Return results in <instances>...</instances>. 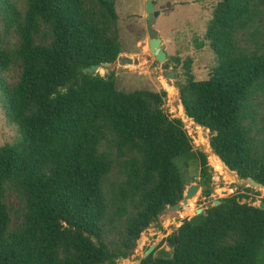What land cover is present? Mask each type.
I'll use <instances>...</instances> for the list:
<instances>
[{
  "label": "trees",
  "instance_id": "1",
  "mask_svg": "<svg viewBox=\"0 0 264 264\" xmlns=\"http://www.w3.org/2000/svg\"><path fill=\"white\" fill-rule=\"evenodd\" d=\"M115 3L0 0V109L19 133L0 146V264H117L181 200L179 160L212 192L207 156L164 110V90L125 92L113 72L83 71L123 50ZM205 39L215 64L201 80L184 71V114L209 130L218 161L264 185V0L219 1ZM239 197L139 264H264V209Z\"/></svg>",
  "mask_w": 264,
  "mask_h": 264
},
{
  "label": "rangeland",
  "instance_id": "2",
  "mask_svg": "<svg viewBox=\"0 0 264 264\" xmlns=\"http://www.w3.org/2000/svg\"><path fill=\"white\" fill-rule=\"evenodd\" d=\"M18 1L22 7L24 0ZM219 1L221 0H153L155 9L160 11L154 20L153 28L162 39L167 63L176 73L172 85H168L166 78L161 75L160 63L148 47L146 0H116L118 35L123 48L120 54L142 58V61L137 65H120L116 63L111 66H101L98 70V73L102 76L113 72L116 88L125 92L135 89L164 90L166 92L163 104L164 110L171 117L181 118L195 149H199L200 140L204 138L202 127L198 128L199 126L193 123L192 119L187 120L185 117L181 101H178L180 95L176 84L185 82V70H189L196 80H201L207 76L209 70L214 66L216 56L213 50L208 47L205 31L212 17L214 7ZM147 55H150V59H146ZM184 65H187L188 68L186 69ZM14 81V77L8 79L9 83ZM261 111V117L264 118V105L261 107ZM208 135L210 137L209 133ZM18 137L17 126L9 123L0 109V146L12 143ZM205 139L208 140L209 144V138ZM204 149L209 151L205 146ZM210 151L206 155L212 174V192L209 197L202 196L201 187L188 200L187 205L175 210L166 208L159 215L156 222L151 223L148 228L142 231L131 255L122 258L117 264H134L142 258L144 251L151 245H154L151 252L154 256H162L163 252H166L169 256L172 247L168 237L176 232L181 219L186 215L189 217L191 215L195 216L196 209L201 208L203 211L207 205H212L214 199H220L231 194L245 193L248 198H242V202L247 201L256 204L264 200V188H254L247 186L245 183L236 182L235 175L230 173L228 175L224 166L222 168L214 163V156H210L209 161ZM177 163L187 179L186 187L191 183H198L199 177L192 169L186 171L181 160ZM246 187L250 189L246 190ZM223 190H228V194H223ZM8 202L16 206L18 204L12 195L8 197Z\"/></svg>",
  "mask_w": 264,
  "mask_h": 264
},
{
  "label": "water",
  "instance_id": "3",
  "mask_svg": "<svg viewBox=\"0 0 264 264\" xmlns=\"http://www.w3.org/2000/svg\"><path fill=\"white\" fill-rule=\"evenodd\" d=\"M145 13H146V24H147L146 31H147V35H148L149 50L154 55L155 59L160 63L161 75L166 78L168 85H172V82H173L172 80L175 79L176 73H175V70L170 68L169 64L167 63L166 53L164 51V45L162 44V39L158 35V32L153 28L154 20L158 16V14L160 13L159 10L155 9L154 4H153V0H146ZM146 59H150V55H147ZM141 61H142V58H137L135 56L131 57V56L119 54L117 56V58L110 63L104 62L102 64H93L89 67L84 68L83 71L95 74V73H98V70L100 69L101 66H111V65H115L116 63H118L120 65H124V64L137 65ZM178 101H180V99H178ZM192 121L194 122V120H192ZM198 126L202 127L200 125H198ZM202 131H203L202 136L204 138H209V135H208L209 130L205 127H202ZM209 146H210V142H209ZM199 149L201 151H203L205 153V155H207L209 153V151L204 149V145L202 143L199 144ZM210 149H211V146H210ZM211 152H212V149H211ZM227 169L235 175L236 182H238V183H241V184L245 183L247 186H251L254 188L264 187V185L256 182L251 177L238 178L237 174L234 171L230 170L228 167H227ZM200 188H201V186L199 183L189 184L185 188L181 200L176 202L173 205L167 206L166 208L168 210H175V209H180L184 205H187L188 200L190 198H192ZM222 193L227 195L228 190H223ZM238 201L242 202V197H239ZM219 202H220L219 198L215 199L213 201L212 205H217V204H219ZM253 205L257 206L261 209H264V200H261L258 203L253 204ZM209 206L210 205H207L206 208H208ZM201 211H202L201 208L196 209L195 215L201 213ZM192 217H189L188 215H186L184 218L181 219L180 225L188 222ZM174 238L176 239V234H175ZM96 243H98V242H96ZM153 249H154V245H151L150 247H148L144 251L142 258L147 257L152 252ZM121 260H122V258L118 259V261H121ZM140 260L136 261L134 264H139Z\"/></svg>",
  "mask_w": 264,
  "mask_h": 264
},
{
  "label": "bare ground",
  "instance_id": "4",
  "mask_svg": "<svg viewBox=\"0 0 264 264\" xmlns=\"http://www.w3.org/2000/svg\"><path fill=\"white\" fill-rule=\"evenodd\" d=\"M174 89V88H173ZM185 117L187 118V120H190V118H188L186 115H185ZM193 122V121H192ZM194 123V122H193ZM198 128H200V127H198ZM200 143H202L204 146H205V148L206 149H209V151H210V147H209V144H208V140H206L205 138H202L201 140H200ZM210 156H214L213 157V160H214V163L215 164H218L219 166H221L222 168H223V162L219 159V161L217 160V158H215L216 157V155L215 154H213L211 151H210V155L208 156V158L210 157ZM225 166V165H224ZM226 167V166H225ZM227 168V167H226ZM227 171V170H226ZM228 172V175H229V173L230 174H232V175H234L232 172H229V171H227ZM259 188V187H258ZM263 188V187H262ZM189 202V201H188ZM191 217H192V215H191Z\"/></svg>",
  "mask_w": 264,
  "mask_h": 264
}]
</instances>
